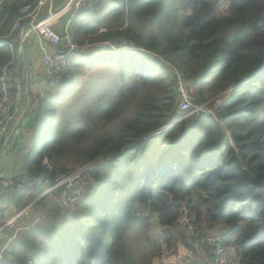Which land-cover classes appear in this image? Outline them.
Masks as SVG:
<instances>
[{
	"label": "trees",
	"instance_id": "obj_1",
	"mask_svg": "<svg viewBox=\"0 0 264 264\" xmlns=\"http://www.w3.org/2000/svg\"><path fill=\"white\" fill-rule=\"evenodd\" d=\"M37 1L0 0V71L12 67L13 56L5 43L9 37L3 36L18 9ZM170 1L179 13L173 17L176 35L165 41L141 33V26L158 22L173 7ZM219 1L92 0L73 17L68 30L78 44L105 28L88 41L109 39L115 46L133 43L142 50L72 54L60 83H49L38 98L20 174L42 177L47 184L31 196L4 190L0 226L56 178L98 159L95 179L74 212L55 213L61 206L59 188L55 201L43 196L6 224V230L17 231L3 260L152 264L158 238L145 242L149 257L143 260L129 237L146 232L153 214L167 245L180 240L188 246L182 215L194 211L198 225L203 218L231 226L237 264H264V0H223L226 13L217 16ZM110 19L116 24L103 27ZM125 21L130 25L120 31ZM100 67L113 70L119 85L84 97L90 82L85 70ZM174 72L194 85H209L213 93L229 89L215 116L180 119ZM167 123L172 124L164 128ZM159 173L162 178L156 180Z\"/></svg>",
	"mask_w": 264,
	"mask_h": 264
},
{
	"label": "built area",
	"instance_id": "obj_2",
	"mask_svg": "<svg viewBox=\"0 0 264 264\" xmlns=\"http://www.w3.org/2000/svg\"><path fill=\"white\" fill-rule=\"evenodd\" d=\"M52 0H38L34 6L26 5L21 6L18 9V16L12 24V29L19 27L23 20L31 21L41 13L43 7L47 4H51ZM92 0H70V15L68 21L64 24L62 33L58 34L52 29L51 17L56 14L53 9H49L45 12L53 11L46 19L38 21L35 24H30L29 30L20 34L21 40L29 33L34 34L41 42V47L48 46V49H43L41 60L44 68L45 76L53 84H58L61 81L62 76L69 67L71 58L70 56L75 53L84 51V46H78L71 38L68 30V25L71 19L85 10ZM67 4V1H66ZM66 6V5H65ZM2 39H0L1 41ZM115 50H140L137 46L129 44L125 47L112 48ZM176 89L178 92L177 110L182 112L185 118L192 112L195 113L198 110L208 114L205 109L201 108L202 104L194 105L190 96L189 88L193 83L190 78L181 76L178 72H174ZM197 109V110H195ZM195 110V111H194ZM207 110V109H206ZM14 116L12 114V90L9 82V74L7 67H4L0 71V145L3 140L4 134L7 132L10 123L13 121ZM175 122V121H174ZM172 122V123H174ZM170 123V125L172 124ZM98 159H94L90 162L82 164L75 169L68 171L46 187L37 198L29 201L27 205L22 208L14 218L21 215L23 212L29 210L34 202L46 196L47 193L59 191L58 201L61 205H64L70 212L75 209L78 199L83 194L84 190L93 184L94 175L93 170L96 166ZM47 182H44L42 177L28 178L23 174L18 176H11L6 173L5 170L0 168V188L10 189L18 193H24L25 196L33 195L40 186H45ZM1 230V229H0ZM1 259V255H0ZM211 264H237L236 249L231 243L218 242L215 245L214 258L211 259ZM193 264H199L198 262Z\"/></svg>",
	"mask_w": 264,
	"mask_h": 264
},
{
	"label": "rangeland",
	"instance_id": "obj_3",
	"mask_svg": "<svg viewBox=\"0 0 264 264\" xmlns=\"http://www.w3.org/2000/svg\"><path fill=\"white\" fill-rule=\"evenodd\" d=\"M66 1H67V4L65 2L63 6L61 7V9L59 10L64 11L69 17L70 15L69 9H70L71 4H69L70 0H66ZM105 1L106 0H103V2ZM171 4L173 7L167 10L165 15H163L158 22H155L147 27H143L140 24H134L131 26L133 28L134 27L138 28L141 26L140 32L143 33L145 36L150 37L151 35H153V37H157V39L169 41L170 37L176 35L177 33V22L174 20L173 17L175 14L177 15L179 14L178 8H175L173 3ZM58 5L60 4H57L55 8ZM227 6H228L227 1H223V0L219 1L215 9V15L217 16L224 15L226 13ZM63 19H65V17H63ZM61 20L62 19H60L59 21ZM98 20L102 21V19H98ZM144 21L149 22L148 19H144ZM115 24H116L115 19H110L107 22L103 23L102 26L103 27L114 26ZM128 25H130V21L129 22L125 21V23H123L122 25L120 24L121 27L119 30L122 31L123 29L128 27ZM106 30L107 29L104 28L103 30L98 31L95 35L88 37L86 43H83V44H78L77 42L75 43L78 46H84L85 47L84 50L87 53H93V51L102 53V52H107L111 50L112 48L125 47L129 45L127 43V44H119L118 46H115L109 39L98 41L96 43H91L90 41H88L90 38H93V37L95 38L101 34L103 35V33ZM55 32L57 33L58 31H55ZM113 51H117V50H113ZM149 53L151 52L149 51ZM84 69H89V68H84ZM84 73L87 77L90 78V82L85 90L86 93L84 94V97L87 96L88 93L103 91L107 87L119 85V81L116 78L115 72L108 67H100L99 70L98 69L85 70ZM193 85L194 83L190 85L189 92H190L192 101L195 103L194 105L199 106L200 104H202L201 108L205 109V111L208 114L206 115L205 113L198 110L197 112L195 113L192 112L191 114L186 116L188 120L191 121L193 117L198 113L204 114L206 116H215L216 115L215 110L217 106L226 98L227 94L229 93V89L221 93H213L210 86L207 84L199 83L194 86ZM198 92H201L202 94L199 95ZM82 102H83V99L78 100V103H82ZM161 174L162 173H159L158 176H156L157 177L156 180H158V178H162ZM44 191L45 190H43V192ZM46 195L55 201L56 195L58 194L56 192H51L50 194L47 193ZM81 197L78 199L77 203H79V200L81 199ZM193 198H194V204H195L197 201L195 200L194 195H193ZM77 203H76L75 209L76 207L79 209L80 203L79 204ZM75 209L72 212H74ZM63 210L70 212L64 205H61L58 211H56L55 213L58 216H60L64 212ZM38 221L36 219L34 223ZM45 221L49 223L52 221V218H46ZM182 221H184V223L186 224V226L183 227V236L185 238L184 242H188L189 244L188 246L183 245V243L180 240H176L170 245H167V243L164 242V239L161 236V233L159 234L160 228L157 225L156 216L153 214L152 215L150 214V217L147 221V231L146 232L140 231V232H137L135 235H131L128 239L129 245L130 247L135 246L133 250L136 251L138 256L142 257V259L143 258L147 259L149 257V252L147 248L145 247V242L148 243L149 242L147 241L148 239L154 240V238L156 237L158 238L156 245L158 246L159 250H158V253H156L155 256L153 257L152 262H151L152 264H193L196 262H198L199 264H211L212 262L211 258L212 260L214 258L215 245L223 238V236H227V233L230 231L229 226H225L223 222L209 224L206 220H203V218H202L201 224L198 225L195 223V212L194 211H192L189 214V217H188L187 212L183 213ZM148 247L151 248L150 244L148 245ZM0 264H5L3 259H0Z\"/></svg>",
	"mask_w": 264,
	"mask_h": 264
},
{
	"label": "crops",
	"instance_id": "obj_4",
	"mask_svg": "<svg viewBox=\"0 0 264 264\" xmlns=\"http://www.w3.org/2000/svg\"><path fill=\"white\" fill-rule=\"evenodd\" d=\"M65 0H52L51 4H47L41 10V13L49 9H56L58 6L63 5ZM58 5L56 8L55 6ZM56 12V11H54ZM65 17V19H63ZM62 19L61 21H59ZM69 17L67 14L59 10L56 14L51 17V25L53 30L62 33L64 24L68 21ZM28 20H23L19 27L15 30L9 31L4 35V39L8 46L12 48L13 56L9 63L11 68L8 69L9 82L14 86L12 91V114L14 116L13 121L10 123L5 136L9 133V139L7 140L6 146L0 154V168L6 171L11 176H18L21 170L24 168L25 160V144L28 140V135L38 110V98L42 97L49 89V80H47L42 65V52L43 49H48V46L41 47V42L34 34H27L23 40L20 38L19 28L24 25V33L29 30L30 24H26ZM70 27V24L68 25ZM57 32V33H58ZM1 41L3 38L1 37ZM21 41H23V52L25 59L22 60L20 56ZM28 96L31 101L28 103ZM27 106L26 112L18 125H14L18 116L20 115L23 108ZM2 141V142H3ZM2 142L0 148L2 146ZM6 189L0 188V195ZM14 209L7 210V213L13 212ZM15 215H10V219L2 226H0V255L6 254V248L9 246V242L12 237L15 236L17 229H5L6 224H11ZM7 256H9L7 254ZM3 259V258H2ZM5 264H8L6 258H4Z\"/></svg>",
	"mask_w": 264,
	"mask_h": 264
},
{
	"label": "water",
	"instance_id": "obj_5",
	"mask_svg": "<svg viewBox=\"0 0 264 264\" xmlns=\"http://www.w3.org/2000/svg\"><path fill=\"white\" fill-rule=\"evenodd\" d=\"M65 2H66V0L64 1V3H65ZM64 3H63V4H64ZM62 6H63V5L58 6L56 9H54V11L57 12L59 9H61ZM51 13H53V11L44 12V13L40 14L39 16H37L36 18H34L33 20L27 22L26 24H32V25H33V24L37 23L38 21H41V20H43V19L48 18V17L50 16ZM23 29H24V25H22V26L19 28V32L22 33V32H23ZM22 42H23V41H21L20 56H21V58H22V60H23V59H25V57H24L23 43H22ZM30 101H31V99H30V97L28 96V103H30ZM27 106H28V104H27V105L23 108V110L21 111L20 115L18 116V118H17V120H16V122H15V124H14L15 126L18 125V124L21 122V120H22V118H23V116H24V114H25V112H26ZM8 139H9V133L5 136V139H4V141L2 142V146H1V148H0V154L2 153L3 149L5 148Z\"/></svg>",
	"mask_w": 264,
	"mask_h": 264
},
{
	"label": "clouds",
	"instance_id": "obj_6",
	"mask_svg": "<svg viewBox=\"0 0 264 264\" xmlns=\"http://www.w3.org/2000/svg\"><path fill=\"white\" fill-rule=\"evenodd\" d=\"M92 3V2H91ZM90 6V5H89ZM88 6V7H89ZM78 15V14H77ZM76 16V15H75ZM73 19V18H72ZM71 19V20H72ZM71 22V21H70ZM14 30V29H13ZM138 47V46H137ZM112 50V49H111ZM140 50H142V48H140ZM82 52H86L85 50L84 51H82ZM227 90V89H226ZM186 118V117H185ZM180 119H183L182 117L180 118ZM177 121V120H176ZM169 126H170V123H167L165 126H164V128H169ZM225 226H228V225H226V224H224ZM229 228H230V231L227 233V236H223V240L221 239L219 242H224V243H228V242H231L234 246H235V249H236V237L235 236H232L231 235V226H229ZM236 252H237V249H236ZM1 259H2V255H1ZM212 259V258H211ZM237 259V258H236Z\"/></svg>",
	"mask_w": 264,
	"mask_h": 264
}]
</instances>
